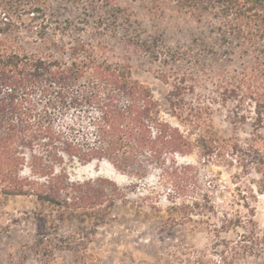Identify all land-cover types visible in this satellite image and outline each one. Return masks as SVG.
<instances>
[{
  "label": "trees",
  "instance_id": "1",
  "mask_svg": "<svg viewBox=\"0 0 264 264\" xmlns=\"http://www.w3.org/2000/svg\"><path fill=\"white\" fill-rule=\"evenodd\" d=\"M8 1H0V196L34 199L36 234L6 264H25L30 254L38 264H104L91 248L97 227L130 193L141 206L157 208L158 190H140L151 172L182 220L213 215L225 231L244 228L264 251V231L239 215L241 208L252 215L251 201L264 194V0H169L213 19L218 44L238 45L239 57H250L216 86V96L196 94L193 78L188 89L184 79L174 84L166 99L178 125L162 117V104L129 65L98 59L92 42H61L75 28L70 20L62 22L39 0ZM216 103L227 108L229 133L214 121ZM247 121L253 130L242 138L236 128ZM190 155L230 171L229 181L211 174L205 183L194 165L178 162ZM101 159L130 178L126 191L108 178L79 180L67 170L74 161ZM220 187L231 200H216ZM74 212L81 214L78 230L60 237ZM245 247L226 243V251Z\"/></svg>",
  "mask_w": 264,
  "mask_h": 264
},
{
  "label": "rangeland",
  "instance_id": "2",
  "mask_svg": "<svg viewBox=\"0 0 264 264\" xmlns=\"http://www.w3.org/2000/svg\"><path fill=\"white\" fill-rule=\"evenodd\" d=\"M5 2V0H0ZM18 0H9L14 2ZM31 2V0H21ZM51 8L59 20H70L75 28L61 41L82 39L97 44L98 59L131 68L133 78L149 86L153 96L162 104V117L178 125L169 114L166 95L173 85L184 79L189 88L190 78L195 80L194 92L203 98L216 96V86L222 80L241 71L245 60L239 57L240 47L226 50L215 37L213 19L186 12L180 3L169 0H39ZM26 15H23L25 18ZM89 22V25H84ZM235 44V43H234ZM233 52V53H230ZM185 95L192 101L191 90ZM228 106H232L230 103ZM213 118L217 126L227 131L232 124L227 120V108L213 104ZM253 130L250 121L236 128L242 138ZM264 136V130H260ZM180 164L189 163L205 183L214 174L229 181L231 172L217 165H202L195 155L178 157ZM74 179L104 177L116 182L126 191L130 178L106 159L88 163L74 161L67 164ZM143 187H155L159 192L157 208L142 204L139 196L130 193L116 201L112 215L101 223L91 248L104 264H264V251L260 245L250 243V234L244 228L223 230L221 221L213 215L192 216L183 219L171 209L166 199L168 191L151 172L143 180ZM216 200H231L227 189L220 187ZM157 200V201H156ZM253 213L244 208L239 215L256 222L258 232L264 231V194L251 201ZM36 202L25 196H0V264H6L9 255L21 256V248L33 242L36 234L34 211ZM50 211V207L45 208ZM81 214L71 213L59 229L60 237L78 230ZM181 219V220H180ZM218 230V232H217ZM228 241V242H227ZM244 243L243 250H227L226 243ZM264 249V247H263ZM226 256L224 259L223 257ZM61 258V257H59ZM64 262L70 257L64 258ZM61 260V259H59ZM58 260V261H59ZM25 264H38L34 256L27 255ZM63 264V262L61 263Z\"/></svg>",
  "mask_w": 264,
  "mask_h": 264
}]
</instances>
